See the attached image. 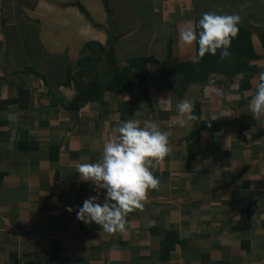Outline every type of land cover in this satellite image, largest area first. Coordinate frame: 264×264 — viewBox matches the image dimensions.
<instances>
[{
  "label": "crops",
  "instance_id": "obj_1",
  "mask_svg": "<svg viewBox=\"0 0 264 264\" xmlns=\"http://www.w3.org/2000/svg\"><path fill=\"white\" fill-rule=\"evenodd\" d=\"M196 1L0 0V264H264V115L247 108L264 57L251 62L259 69L246 84L242 72L186 84L161 68L167 58L193 59L195 44L179 32L209 9L238 14L259 51L264 0H243L249 9L239 12L227 11L231 0ZM89 43L112 47L130 72L136 50L154 56L146 96L112 90L114 64L104 53L86 63ZM76 81L100 90L73 108ZM183 99L196 119L181 127L170 118ZM127 119L168 131L170 153L126 231L108 234L76 217L96 194L76 166L97 161Z\"/></svg>",
  "mask_w": 264,
  "mask_h": 264
},
{
  "label": "clouds",
  "instance_id": "obj_2",
  "mask_svg": "<svg viewBox=\"0 0 264 264\" xmlns=\"http://www.w3.org/2000/svg\"><path fill=\"white\" fill-rule=\"evenodd\" d=\"M238 14L204 12L195 24L189 21L179 32L183 44H195L193 62L205 54L227 56L228 48L238 33ZM254 94L247 108L253 115H264V71L254 77ZM177 117L171 124L184 127L196 119L194 104L183 99L175 105ZM116 137L103 143L97 161L76 166L78 178L90 182L95 195L84 199L76 209V217L85 224L99 225L104 233H124L126 215L142 208L149 189H156L159 178L153 170L170 153L169 132L162 131L151 120L127 119L115 128ZM102 194V199H101ZM72 211L71 208L68 209Z\"/></svg>",
  "mask_w": 264,
  "mask_h": 264
},
{
  "label": "trees",
  "instance_id": "obj_3",
  "mask_svg": "<svg viewBox=\"0 0 264 264\" xmlns=\"http://www.w3.org/2000/svg\"><path fill=\"white\" fill-rule=\"evenodd\" d=\"M259 39V51H256V45L252 39V32L244 27L238 26V33L235 38L232 39L228 48V55L221 57L220 50H217L215 55L205 54L198 62H193V59L179 62L177 64L170 61L167 58L164 62H161L162 73L164 76H169L174 72H177L182 77V80L186 83L204 82L208 78L217 72L226 73L228 75L242 72L245 74V84L249 78L258 71L256 65L251 64L252 61L257 60L259 57H264V28L258 33ZM91 54L85 57L86 63L90 64V59L101 58L102 54H109L110 64L113 65V77L109 81V87L114 91H120L121 89H129L133 94L139 93L142 96H146L147 91V78L149 74L148 64L157 61L152 55L145 56H133L128 58V65L132 68L130 70H122L117 66L116 58L113 55L112 47L108 50L101 44L89 43ZM101 54V55H100ZM80 63V61H79ZM86 65H84L85 67ZM89 66V65H87ZM83 67V66H82ZM89 68V67H88ZM88 68H84L87 70ZM72 71L68 74L67 83H70L73 79ZM181 80V81H182ZM79 89V95L70 104V107H79L84 102L92 99V90H100L97 81H91L82 87L76 81ZM245 86V85H244Z\"/></svg>",
  "mask_w": 264,
  "mask_h": 264
},
{
  "label": "rangeland",
  "instance_id": "obj_4",
  "mask_svg": "<svg viewBox=\"0 0 264 264\" xmlns=\"http://www.w3.org/2000/svg\"><path fill=\"white\" fill-rule=\"evenodd\" d=\"M196 2H198V3H202L201 2V0L200 1H196ZM217 2H219V3H221L222 1L221 0H217ZM216 4V3H215ZM230 4H232L229 8H228V10L227 11H237V12H239V11H242V10H245V9H249V5L247 4V3H244L243 2V0H231L230 1ZM252 7V6H251ZM215 10V9H214ZM214 10L212 11L211 9H209V10H205L204 12H209V11H211V12H214ZM218 10V9H217ZM227 11H224V13L225 12H227ZM204 12H201V13H204ZM216 12V11H215ZM218 14H223L222 13V11H220L219 10V12H217ZM200 14V13H199ZM260 14V13H259ZM109 50V49H108ZM123 50L124 51H128V52H132L133 53V50H131V49H129V50H127L126 48H123ZM136 54H137V56H145V55H149V54H141V52H140V50H136ZM134 55H132V56H129V57H127V58H130V57H133ZM107 60H110V57H109V54H107ZM90 63H91V65H93V64H95L96 63V61H95V59H90Z\"/></svg>",
  "mask_w": 264,
  "mask_h": 264
},
{
  "label": "water",
  "instance_id": "obj_5",
  "mask_svg": "<svg viewBox=\"0 0 264 264\" xmlns=\"http://www.w3.org/2000/svg\"><path fill=\"white\" fill-rule=\"evenodd\" d=\"M76 5L81 7L79 3H76ZM107 25L108 28H106V31L109 37L108 43L111 44L115 39V25L114 22L111 20V18L108 19Z\"/></svg>",
  "mask_w": 264,
  "mask_h": 264
}]
</instances>
